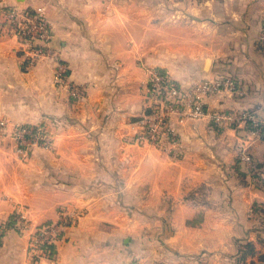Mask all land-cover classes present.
<instances>
[{
	"label": "crops",
	"instance_id": "crops-1",
	"mask_svg": "<svg viewBox=\"0 0 264 264\" xmlns=\"http://www.w3.org/2000/svg\"><path fill=\"white\" fill-rule=\"evenodd\" d=\"M0 5L43 7L55 53L84 88L73 98L54 87L47 59L23 72L17 38L0 31V119L49 125L52 137L26 155L0 140V264H29L18 214L35 225L60 208L81 213L40 264H264V138L206 116L174 120L170 153L129 142L147 106L146 66L182 86L229 76L240 93L209 94L205 107L264 117V0Z\"/></svg>",
	"mask_w": 264,
	"mask_h": 264
},
{
	"label": "built area",
	"instance_id": "built-area-1",
	"mask_svg": "<svg viewBox=\"0 0 264 264\" xmlns=\"http://www.w3.org/2000/svg\"><path fill=\"white\" fill-rule=\"evenodd\" d=\"M0 31L17 38L22 51L23 72L31 70L40 60H50L53 64V85L57 88L66 87L73 98L84 95V88L70 81L68 65L59 58L51 45V24L43 7L28 10L0 5ZM259 39L264 45V29ZM143 91L147 106L135 122L137 130L129 139L131 143L151 145L170 153L178 143L175 122L196 121L206 116L219 127L243 124L249 134L264 138V117L258 116L256 110L235 113L230 110L209 111L205 107L204 98L209 94L222 91L240 93L238 84L229 76L202 78L189 86H182L168 71L150 67ZM42 125H13L18 150L25 152L34 146L48 147L50 141L44 135ZM7 126V121L0 119V136L4 135ZM80 213L60 208L56 220L35 225H31L23 214H18L12 227L18 231H29L26 246L29 264L53 260L57 245L65 239L66 230L75 223ZM2 233L3 227L0 225V237Z\"/></svg>",
	"mask_w": 264,
	"mask_h": 264
},
{
	"label": "rangeland",
	"instance_id": "rangeland-1",
	"mask_svg": "<svg viewBox=\"0 0 264 264\" xmlns=\"http://www.w3.org/2000/svg\"><path fill=\"white\" fill-rule=\"evenodd\" d=\"M162 6H163V4H162ZM163 8V7H162ZM150 67H157V66H150ZM149 66H146V70L148 69V68H150ZM158 68V67H157ZM160 69H162V68H160ZM163 70V69H162ZM166 70V69H165ZM146 73H147V71H146ZM55 87V86H54ZM57 88V87H56ZM60 88H66V87H60ZM67 89V88H66ZM68 90V89H67ZM68 93H69V90H68ZM70 94V93H69ZM78 98H82V96L81 97H78ZM141 114V113H140ZM16 124V123H15ZM19 124H27V123H19ZM37 124H40V123H37ZM43 127V130L45 131V133H44V135L48 138V140L50 141V144L48 145V147H44V148H49L50 146H51V144H52V137H51V135H50V132H49V125H48V128H47V125L46 124H43L42 125ZM219 127V126H218ZM224 128V127H223ZM135 133V132H134ZM134 134H132L131 136H130V138L133 136ZM6 136H9V137H11L12 138V141H13V143H14V148H15V150L17 151V153L18 154H23V155H26L28 152V154H30V152H32V150L33 149H35V148H40L41 146H34V147H30L29 149L30 150H27V151H25V152H23V151H20V150H18V146H17V144H18V142H17V137H15V135H14V131H13V125H12V127L11 128H8V126H7V128L5 129V132H4V135L2 136H0V140L2 139V138H4V137H6ZM130 142V141H129ZM257 218H259V217H257ZM196 219H199V217H194V220H196ZM246 250H248L249 248L248 247H246L245 248Z\"/></svg>",
	"mask_w": 264,
	"mask_h": 264
},
{
	"label": "trees",
	"instance_id": "trees-1",
	"mask_svg": "<svg viewBox=\"0 0 264 264\" xmlns=\"http://www.w3.org/2000/svg\"><path fill=\"white\" fill-rule=\"evenodd\" d=\"M245 245H246V247H247V245H248V248L250 247L248 243H247V244H245ZM249 249H250V248H249Z\"/></svg>",
	"mask_w": 264,
	"mask_h": 264
}]
</instances>
